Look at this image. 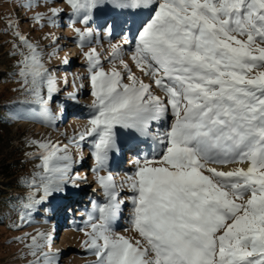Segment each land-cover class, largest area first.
<instances>
[{"label":"snow or ice","instance_id":"obj_1","mask_svg":"<svg viewBox=\"0 0 264 264\" xmlns=\"http://www.w3.org/2000/svg\"><path fill=\"white\" fill-rule=\"evenodd\" d=\"M102 2L66 0L93 97V114L78 139H92L93 171L107 200L96 209L98 219L89 215L82 246L96 257L94 264H264V0H109L118 8L152 10L130 53L150 83L125 60V45L132 43L127 34L122 41L109 40L107 57L95 47L83 51L94 39L99 42L87 25ZM22 6L35 7L36 0ZM49 12L32 19L57 24L62 9ZM9 26H17L14 34L28 50L18 53L22 86L33 97L24 102L41 105L45 122L54 123L47 104L60 90L57 78L42 63L37 45L18 30V21L10 19ZM103 59L112 65L107 71ZM169 112L170 128L153 135L164 145L161 159L135 160V172L119 184L111 173L99 175L118 150L117 128L147 136L152 123ZM31 144L39 151L27 155L41 160V171L28 187L43 195L36 199L29 192L28 202L21 201L28 216L75 183L69 173L76 162L67 147ZM230 164L247 167L213 166ZM125 186L132 193L127 199L131 229L139 236L134 241L112 230L125 202L118 190ZM51 239L44 232L31 236L30 264H58V252L45 251Z\"/></svg>","mask_w":264,"mask_h":264},{"label":"rangeland","instance_id":"obj_2","mask_svg":"<svg viewBox=\"0 0 264 264\" xmlns=\"http://www.w3.org/2000/svg\"><path fill=\"white\" fill-rule=\"evenodd\" d=\"M25 3L26 0H0V162L4 167L0 168V264H30L35 257L29 254L30 250L26 245L31 242V236L38 232L51 235L50 248L45 251L58 252V264H94L96 257L82 245L87 238L85 232L90 231L89 215L98 219L99 212L96 209L107 203V200L97 181V173L93 171L96 161L92 155V139H78V134L85 129L93 114L90 107L93 97L86 60L77 43L71 25V8L66 0H36V6L32 8L22 6ZM51 8L62 9L57 24L50 25L46 19L37 23L32 19L37 13L50 15ZM151 12V9L118 8L109 0H103L92 10V19L87 25L98 33L99 42L94 39L91 44L85 45L83 51L95 47L103 57H107L109 40L116 43L122 41L127 34L132 43L125 45V60L137 76H141L145 83H150L136 69L130 53L134 48L136 35L150 19ZM10 19L18 21V30L37 45L38 51L43 53L42 63L57 78L60 90L53 94L47 104L48 111L55 118L54 123L45 122L41 105L24 102L32 101L33 97L28 95L29 86H22V79L18 74L22 57L18 53H27L28 50L14 34L17 26H9ZM109 26L110 36L113 35L115 26L119 29L115 37L109 36ZM75 27L83 25L77 23ZM54 49L55 55L50 56L49 53ZM65 58L68 59V64L63 63ZM102 62L106 71L112 67L107 59ZM70 93L75 94V100L70 97ZM43 94L47 96L46 88ZM156 94L163 97V93L158 90ZM172 120L169 112L165 119L153 122L147 136L117 128L118 150L109 154L107 166L99 175L106 176L111 173L119 184L127 175L135 172V160L161 159L164 145L154 140L153 135L166 132ZM33 140L50 141L61 148L67 147L76 161L69 173L75 183L69 182L63 191L53 193L37 204L28 216L27 210L20 207L21 201L28 202L29 192H36V199L43 195L42 191L28 187L34 173L41 171L37 168L41 160L27 155L39 151L36 145L31 144ZM117 155L120 163L113 167L112 163ZM8 165L11 166L8 168L10 177L2 173ZM213 166L228 171L236 167H247V164ZM118 191V198L125 202L120 209L122 216L113 221L112 230L134 241L139 236L131 229L132 204L127 199L132 193L127 186ZM61 193L65 194L64 198L57 200L55 196ZM70 198L73 200L70 201ZM55 203L69 204V207L62 212L61 209H54ZM22 212L25 213L23 221ZM18 237L21 239L18 240Z\"/></svg>","mask_w":264,"mask_h":264},{"label":"trees","instance_id":"obj_3","mask_svg":"<svg viewBox=\"0 0 264 264\" xmlns=\"http://www.w3.org/2000/svg\"><path fill=\"white\" fill-rule=\"evenodd\" d=\"M16 164V163H15ZM9 165H11V164H9ZM7 166V167H5V170H3V172L2 173H4V174H7V175H9L8 177H10V175H11V172H10V170L8 169L9 167H11V166ZM1 167H3V164H1V162H0V168ZM4 168V167H3Z\"/></svg>","mask_w":264,"mask_h":264},{"label":"bare ground","instance_id":"obj_4","mask_svg":"<svg viewBox=\"0 0 264 264\" xmlns=\"http://www.w3.org/2000/svg\"><path fill=\"white\" fill-rule=\"evenodd\" d=\"M115 158H118V156H116ZM72 172V171H71ZM70 194H72V192H69ZM65 194H60L59 197L55 196L56 198H59V200H62L64 198ZM81 212V211H80Z\"/></svg>","mask_w":264,"mask_h":264}]
</instances>
